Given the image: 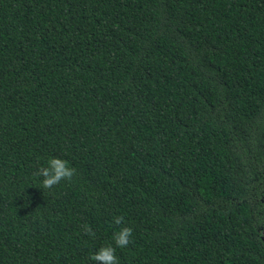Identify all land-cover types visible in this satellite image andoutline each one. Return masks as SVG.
<instances>
[{
  "label": "trees",
  "instance_id": "obj_1",
  "mask_svg": "<svg viewBox=\"0 0 264 264\" xmlns=\"http://www.w3.org/2000/svg\"><path fill=\"white\" fill-rule=\"evenodd\" d=\"M102 246L264 264V0H0V264Z\"/></svg>",
  "mask_w": 264,
  "mask_h": 264
},
{
  "label": "clouds",
  "instance_id": "obj_2",
  "mask_svg": "<svg viewBox=\"0 0 264 264\" xmlns=\"http://www.w3.org/2000/svg\"><path fill=\"white\" fill-rule=\"evenodd\" d=\"M76 173V169L69 166L67 160L53 157L47 162L46 167H40L38 171L34 173L37 177H43L40 187L45 190L53 189L62 180L71 181ZM124 221L123 216H116L113 218L115 225H121ZM84 233L87 235H93V231L90 226L83 225ZM133 229L131 227H121L119 231L114 233L115 245L124 248L130 243V237L132 236ZM96 264H118V258L115 254V248L112 246H102L94 255L90 257Z\"/></svg>",
  "mask_w": 264,
  "mask_h": 264
}]
</instances>
